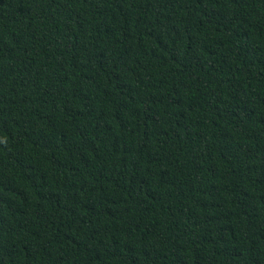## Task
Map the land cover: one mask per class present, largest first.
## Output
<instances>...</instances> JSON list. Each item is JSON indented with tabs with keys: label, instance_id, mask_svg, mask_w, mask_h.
<instances>
[{
	"label": "trees",
	"instance_id": "1",
	"mask_svg": "<svg viewBox=\"0 0 264 264\" xmlns=\"http://www.w3.org/2000/svg\"><path fill=\"white\" fill-rule=\"evenodd\" d=\"M0 264H264V0H0Z\"/></svg>",
	"mask_w": 264,
	"mask_h": 264
}]
</instances>
